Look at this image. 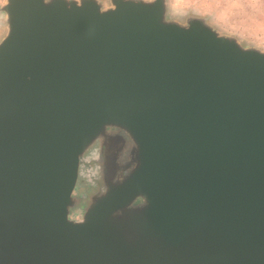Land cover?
Returning <instances> with one entry per match:
<instances>
[{"label":"water","instance_id":"95a60500","mask_svg":"<svg viewBox=\"0 0 264 264\" xmlns=\"http://www.w3.org/2000/svg\"><path fill=\"white\" fill-rule=\"evenodd\" d=\"M113 9L11 0L0 45V241L9 234L37 264L53 253L63 264L78 232L108 244L104 221L135 210L124 206L136 194L167 247L146 256L90 244L87 264H264V52L195 22H164L161 0ZM115 117L136 135L140 169L89 212L92 236L68 218L76 154Z\"/></svg>","mask_w":264,"mask_h":264},{"label":"rangeland","instance_id":"374dc122","mask_svg":"<svg viewBox=\"0 0 264 264\" xmlns=\"http://www.w3.org/2000/svg\"><path fill=\"white\" fill-rule=\"evenodd\" d=\"M117 1L120 0H44V3L62 2L67 6H80L85 2H92L102 11H107L114 8ZM121 1L154 5L157 0ZM10 3L11 0H0V45L7 38L11 29V15L8 12ZM161 5L163 20L168 24L189 27L195 22L218 36L234 41L245 49L264 52V0H161ZM113 144H118V142ZM129 153L130 160H125L126 155V157H121V163L114 157H111L112 160H109L108 157L105 158V160L113 162L116 167V171L105 170V179L110 178L105 186L97 184L101 181V174L96 176L99 181L95 185V182L91 186L87 185L84 181L86 174H82L84 170L80 169L78 184L71 195L67 209L69 220L83 221L99 202L121 188L132 172L134 173L133 170L138 167L137 150L134 149ZM126 161H129L128 166L133 170L125 175L122 174L125 172L121 171L120 165ZM118 176L125 177L115 184L112 178ZM100 187L103 188L99 189ZM84 191H88L87 194L81 195ZM139 199L134 206H132L134 200L131 205L124 206L126 209L136 207L135 210H130L122 216L124 211L119 209L104 221L103 233L108 243L106 246L121 254L131 251L136 254L153 256L163 252V249L167 247V241L157 231L146 199L142 196ZM1 203L2 198L0 197ZM100 227L101 225L97 231L100 230ZM47 233L48 229L45 228L43 236L41 235L39 239L46 240ZM44 245H40L41 250ZM43 264H56V260L52 254H49Z\"/></svg>","mask_w":264,"mask_h":264},{"label":"flooded vegetation","instance_id":"af4514ba","mask_svg":"<svg viewBox=\"0 0 264 264\" xmlns=\"http://www.w3.org/2000/svg\"><path fill=\"white\" fill-rule=\"evenodd\" d=\"M114 9L111 11H105L106 13L113 12ZM104 13V12H103ZM101 55H103V52H101ZM133 77V76H132ZM131 106H133V103H130ZM11 107V104H8V110ZM130 110L132 107H129ZM114 142H118V144H113ZM136 149L137 152H140L141 156V147L140 144L136 138V135L133 131V129L128 125L127 120H120L117 117L113 119L105 120L102 124L98 125L96 128L92 130L90 134L85 138V140L81 143V145L78 147V152L76 154V161H77V168H76V176L74 180L73 187L70 191V195H73V192L75 191L78 179H79V173L80 169L84 170L82 171V174H86L84 181L87 185L91 186L94 182V185L96 184L98 175L101 174V181L98 182L100 186L107 185L110 178L107 180L105 179V170H115L116 167L113 165V162H110L109 160H112L111 157H114L115 159L119 160L121 157H126L125 160H130V151L133 152V150ZM107 150V151H106ZM98 153V154H97ZM108 157L109 160H105V158ZM139 157V156H138ZM128 162L126 161L123 164H121L120 169L121 171L125 172L122 174L130 173L133 169L129 168ZM128 166V167H127ZM139 162L138 167L134 169V173L132 172L131 177L128 180H132L137 173L139 172ZM125 176H118L115 177L112 180L115 182L118 180H122ZM129 183L125 182L123 185H128ZM103 187H100L101 189ZM86 189V188H85ZM87 188L86 190H88ZM124 186L119 191L120 193L123 192ZM88 191H84L81 195L87 194ZM118 192H116L115 196L113 194L112 197L118 198L117 195ZM136 194L132 195L131 198H135L134 202L132 203V206L137 204V201H139L141 198L140 196H135ZM135 196V197H134ZM120 198V197H119ZM93 215V212L89 215H87V219L85 221H76L77 223L86 224L87 230L90 235L94 236V230L91 231L89 228L91 225V217ZM2 218L5 220V216L2 215ZM1 226V224H0ZM1 231V228H0ZM80 234L70 237L68 245L62 247L63 251V264H73L74 259L76 261V264H87V261H90L89 255L92 254L90 251V244H106L104 241H93L87 239L86 234H84V231L78 232ZM96 234L99 235V232H96ZM78 236V238H77ZM90 236L91 238H93ZM13 237H16L13 235ZM77 238V239H76ZM3 241V243H2ZM2 241H0V264H26V261H29L28 264H37V260L34 258L35 251L33 249V254L31 256L32 248L30 247L28 250L23 247V244H15L13 242L12 244L9 243V234H6ZM63 242H61L62 244ZM79 248H81V251H79ZM56 254L53 253V257L56 260V264L58 263V256H55ZM76 256V257H75Z\"/></svg>","mask_w":264,"mask_h":264}]
</instances>
